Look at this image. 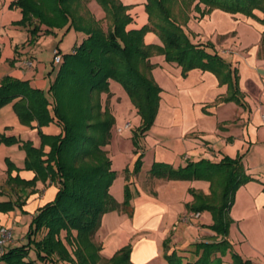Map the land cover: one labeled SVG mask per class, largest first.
<instances>
[{"label":"trees","instance_id":"obj_1","mask_svg":"<svg viewBox=\"0 0 264 264\" xmlns=\"http://www.w3.org/2000/svg\"><path fill=\"white\" fill-rule=\"evenodd\" d=\"M89 1L16 0L11 5L20 8L23 14L20 23L30 24L33 34L44 25L45 33L74 28L84 32L86 38L72 51L61 53L57 76L48 91L12 76L0 81V108L18 99L14 106L19 117L29 125L36 121L42 137L40 147L30 141L21 145L26 151L25 168L34 170L35 177L25 180L10 176L8 182L27 187L35 186L39 180L44 183L50 180L59 188L56 197L33 216L26 233L27 242L6 246L0 256L2 264H98L103 260L102 245L95 239L102 216L115 209L128 210L131 197L129 185L123 203L110 192L117 172L112 168L106 146L111 142L116 118L110 101L103 105L101 97L104 92L110 97V79L123 85L141 116V125L133 135L138 149L140 139L155 124L162 98L163 87L153 75L156 64L151 57L155 55L176 62L185 76L196 68L214 72L221 84L228 85L229 94L223 99L243 103L237 69L214 50L212 42L192 40L185 28L190 14H175L173 10L178 0H147L149 24L131 30L127 29L132 21L128 5L120 0H98L105 10V19L99 20L89 8ZM189 1H197L196 8L202 15L221 9L254 17L264 24V16L260 18L255 13L256 10L264 13V0ZM201 3L204 9L200 8ZM148 31H154L162 44H147ZM50 123L59 125L62 132L44 133L42 127ZM19 141L15 136L0 134V142L8 145ZM46 145L50 146L49 151H45ZM137 153L134 172L143 164V153ZM150 172L168 179L211 182L210 195L192 191L195 201L188 209L211 212L213 223L207 227L216 232L215 239L193 243L190 249L196 256L193 260H186L177 249L171 251L166 240L164 255L169 264H223L226 256L230 257V264H252L234 248L230 239L234 221L230 210L236 191L254 179L241 155L225 156L219 162L206 158L189 161L177 168L166 162H154ZM214 185L221 187L220 193ZM17 206L22 207V202H0L1 211H11ZM130 255L131 246H126L106 262L132 264Z\"/></svg>","mask_w":264,"mask_h":264},{"label":"crops","instance_id":"obj_2","mask_svg":"<svg viewBox=\"0 0 264 264\" xmlns=\"http://www.w3.org/2000/svg\"><path fill=\"white\" fill-rule=\"evenodd\" d=\"M14 2L16 0H0V81L5 76H12L48 91L61 63L54 62L55 49L62 54L70 52L86 38V34L72 28L69 32H75L76 41L74 45L66 43V46L63 39L59 41L66 28L45 33L46 26L43 25L37 34H33L30 24L20 23L23 14L19 7L11 6ZM146 3L147 0H141L130 7L132 21L128 30L149 24ZM200 8L204 9L205 5L201 4ZM255 13L260 18L264 16L259 10ZM94 15L99 20L105 19V15L102 18ZM104 25L107 27L105 21ZM185 28L194 42H212L214 50L237 69L243 103L223 99L229 94L228 85L221 84L214 72L196 68L185 76L182 67L166 61L164 55L151 57L152 63L156 64L153 75L163 87L158 115L155 124L140 139L139 149L133 140L136 130L133 121L128 119L130 128H124L128 120L121 125L114 124L111 142L106 146L112 168L117 172L110 192L123 203L129 185L131 197L128 210L115 209L102 216L95 239L102 245L104 260L131 246L132 264H169L164 255L166 240L171 251L177 249L186 260L195 259L190 251L192 244L215 239L216 232L207 227L213 223V217L209 211H199V217L189 220L185 216L192 211L188 205L195 201L192 191L210 195L211 182L168 179L154 176L150 170L154 162H166L177 168L186 166L189 161L206 158L219 162L225 156L236 158L241 155L248 174L254 179L236 191L230 210L234 220L230 239L234 248L252 264H264V228L250 244L243 236V231L248 232L245 227L251 224L259 228L264 226V24L242 13L214 9L202 15L193 10ZM145 42L162 44L154 31L146 33ZM29 61L33 64L28 65ZM170 81L173 88L171 98L167 99L166 84ZM117 87L120 86L116 80L110 79L111 94L109 97L108 93H102L103 105L107 100L112 105L117 97ZM17 100L0 108V134L20 140L11 145L0 142V202H22V207L17 206L14 210H0V227H12L14 233L20 228V234L9 243L12 246L27 242L26 233L33 216L56 197L59 189L50 180L46 183L39 180L35 186L27 187L8 182L10 176L32 180L36 175L34 170L25 168L23 142L42 146L37 122L29 125L21 120L14 106ZM139 117L136 128L141 125ZM56 127L43 126L42 130L47 134L61 133L62 128ZM121 127L124 129L119 131ZM49 150L50 146L46 145L45 151ZM137 151L143 153V164L138 172H134L139 156ZM234 230L238 242L232 240ZM227 262L230 263L228 256L224 257L223 264Z\"/></svg>","mask_w":264,"mask_h":264},{"label":"rangeland","instance_id":"obj_3","mask_svg":"<svg viewBox=\"0 0 264 264\" xmlns=\"http://www.w3.org/2000/svg\"><path fill=\"white\" fill-rule=\"evenodd\" d=\"M123 4L128 5L129 7L134 6L135 4L137 5V2H140L141 0H120ZM196 4L197 1L195 2H191L189 0H178V2L175 3L174 6V12L175 14H190L193 10H196L197 14H201V11L198 10L196 8ZM202 4V3H201ZM199 4V5H201ZM89 8L91 9V11L96 14V16H98V18H102L105 15V10L102 6V4L98 1V0H90L89 1ZM259 13L264 14L262 11ZM72 29V28H71ZM71 29H65V31H63L59 37V41H61V39H63L64 45H74V41L75 40V32L71 31V33L69 32V30ZM68 43V44H66ZM262 50L264 52V44H262ZM61 52V51H60ZM116 83L120 86L117 87L115 89V91L117 92V97L114 99L112 105H110V109L113 112L115 118H116V124L117 125H121L123 124L125 121H127L128 119L133 121V127L135 129H138V127L136 128V125L139 124L140 122V115L138 114L136 107L134 106L130 96L128 95L126 89L123 87V85L121 83H119L118 81H116ZM168 87V88H167ZM166 88L169 90V92L166 91V95L170 96L167 97V99L171 98V91L173 88V83L168 82V84H166ZM122 90V92H121ZM103 101V99H102ZM169 101V100H168ZM128 120V121H130ZM127 121V122H128ZM131 122V121H130ZM48 127L50 126L51 129H56L57 125L55 123H50L49 125H47ZM214 189L220 193L221 191V187H218L217 185H214ZM191 212V211H189ZM264 228V226H262L261 228H259L258 226H254V225H249L247 226V228L245 227V229H247V233L246 231H243V236L245 237V240L247 243H252V241L254 240V238H256V236L258 235L259 231L262 230ZM18 230L15 231L14 233V237H16L17 235L20 234V228H17ZM236 231L234 230V234L232 235V240L234 241H239L237 240V236H236ZM65 234V233H63ZM65 236V235H64ZM228 258L230 259V257L228 256ZM98 264H107L106 260H102L100 261ZM226 264H230L229 262H227Z\"/></svg>","mask_w":264,"mask_h":264},{"label":"built area","instance_id":"obj_4","mask_svg":"<svg viewBox=\"0 0 264 264\" xmlns=\"http://www.w3.org/2000/svg\"><path fill=\"white\" fill-rule=\"evenodd\" d=\"M55 56H54V62L60 63L62 61V54L59 51V49H55ZM33 63L31 61L28 62V65H32ZM131 122L128 121L124 128H130ZM124 128H119V131H122ZM201 213L199 211H191L188 212L185 216V219L189 220L194 217H199ZM14 229L9 226H1L0 227V256L5 252L6 246L9 245V243H12L14 241Z\"/></svg>","mask_w":264,"mask_h":264}]
</instances>
